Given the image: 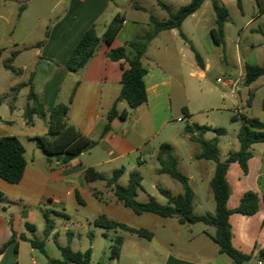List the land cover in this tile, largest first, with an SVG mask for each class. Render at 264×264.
Here are the masks:
<instances>
[{"label":"crops","instance_id":"1","mask_svg":"<svg viewBox=\"0 0 264 264\" xmlns=\"http://www.w3.org/2000/svg\"><path fill=\"white\" fill-rule=\"evenodd\" d=\"M213 1L219 5L225 2H229V4L236 3V0H204L199 9L184 21L189 19L195 21L202 17L205 8L211 6ZM253 1L255 2V0ZM188 3L189 0H178L176 4H171L169 1L163 2L162 0H137V3H130L127 8L138 13L141 16H139V20L127 18L125 13L119 11V6L113 0H66L60 14L41 34V39L35 40L31 45L25 43L24 40H16V42L9 40L12 45L8 44L4 48H0V57L11 46L14 49L11 53V66L14 69L17 68L16 76L18 77V83L15 85L12 83L6 86L0 84V138L5 136L17 138L24 148L23 156L26 162L22 178L17 184H10L0 178V192L4 196L0 202V248L4 247L0 253V264H51L50 260L61 261L62 256L57 244L69 246L72 251L77 252L78 250L71 247L76 238L85 239L90 237L89 239H93L103 235L101 231L103 228L94 225V221L98 217H104L134 229L150 232L152 234L151 239L155 235L151 231V227H149L151 226L150 224L153 225L159 222V225L164 229H176L169 218L160 217L152 213L135 214L130 208L125 207L118 201L113 190L105 181H88L85 179L84 174L87 169H93L95 172L109 178L114 170H122L115 183L126 187L130 172L136 170L141 176V188L137 189L135 200L140 194L146 193L142 186V172L145 169L147 159H154L158 163L157 155L162 144L160 142L164 141L157 142L158 145L155 146H152V143L159 136V131L161 132L169 123L166 118L160 116L162 115L161 111L166 104L170 108L171 97L174 92H180L183 95L186 92V85L183 79L174 75L173 71H171L172 68L169 69V67L181 69L185 66L193 67L195 65L198 77L204 79L211 69V63L208 57L200 56L204 65L203 69L197 65L196 61L193 64L191 54L193 56L194 54L190 46L194 49L195 47L192 44H185L182 48L176 50L175 53L174 41L177 35L179 36L176 29L158 32L148 42L141 58V63L147 71L144 76L145 102L135 109H129L125 101L118 102L116 111H126L127 116L124 120L116 117L108 123L107 113L120 94L121 75L128 68V65L123 59L118 61L111 60L107 53L111 49L125 46V52L128 55L130 49L127 44L135 36H140L150 30L149 19L151 17L157 19L160 16L158 17L160 20H157H165L168 18L169 12L175 13L180 7ZM59 4L60 1L58 0L55 7ZM24 8L25 5L20 7L21 10ZM115 15L123 16L124 19L111 44L99 43L93 56L82 69L78 71L67 70L66 62L84 33L93 27L96 35L100 37ZM0 21L4 24L10 23L7 14L0 15ZM160 37H162L164 42L160 46L155 45V47L157 51L161 50L163 53L158 58L151 59L147 56V49ZM172 48H174V53ZM15 62H18L19 67L13 65ZM244 66L245 64L239 63L238 75L241 78L239 81H244ZM2 67L0 66V74ZM4 69H6L5 66ZM216 80L218 83H223L220 78ZM29 81L30 86H32L34 93L42 104L46 116H48L52 107L58 104H66L68 107L66 116L68 123L74 126L81 135L94 143L88 151L81 153L64 166H55L53 163H48L46 156L36 146L35 139L46 136L47 127L45 121L36 115H33L31 124H27L25 121L24 110L27 105L29 85L23 84H27ZM233 83L239 90L240 86L237 80L228 79V81H224L225 87L232 90L231 84ZM232 92L234 93V90ZM234 97L236 98L235 94ZM183 109H186L188 117L183 114V111H181L182 114L191 121L189 111L186 107H182L181 110ZM236 111L239 113V110ZM176 121L182 122L183 119L178 117ZM107 123L109 128L104 131ZM171 133L166 132V136H164L167 138L163 140L170 143L167 144L171 146L172 150L179 151L182 144L178 141L177 135ZM179 136L182 137L183 134H179ZM186 137L189 139L188 136ZM254 145L262 146L258 153L263 156L264 143ZM253 153H256V151ZM199 154L200 149L194 157L198 159ZM191 159L192 156L187 155L184 162ZM251 159L252 156L248 159L247 166ZM198 161V168L202 171L201 183L205 182L214 200L210 181L214 173L215 163L205 159H198ZM209 162H213L214 167ZM179 164L176 160V168L180 172ZM233 164L237 163H230L225 175L226 181L231 188L226 202V207L229 210H233L239 205L241 197L248 190V187H243L241 183L240 173H243V171L239 167L240 173H237L236 170L231 168ZM158 169L159 166L155 171L157 175H165L159 174L157 172ZM182 175L187 178L188 184L194 183V179L197 176L193 175L191 171L186 173V175ZM260 178L261 172L256 174L254 178L257 212L251 216L233 213L228 217L232 247L242 254L251 256L250 260L243 264H264V260H259L257 257L258 252L264 249V185L259 183ZM154 189L159 193L157 187H154ZM192 193L191 205L193 212L195 194L193 191ZM145 195V202L148 201L149 197L154 198L157 202L159 201L156 196ZM83 212L88 213V217H84V220L82 218L83 222L80 221L82 229L73 231V215L75 213L79 215ZM45 214L48 215V218L53 223L51 231L46 236L44 234ZM214 214L215 209L211 215ZM145 215L152 216L153 223H148L147 227H137L139 225L136 224L141 222ZM244 218L256 219L258 221V230H255V235H251L252 230L249 227L246 233L248 236L236 238L234 226H238L239 223L242 224V219ZM197 223L180 224L190 229ZM202 224L206 226L201 231L204 243H213L211 237L215 235V228ZM91 227L97 229V232L92 234L93 232L90 231ZM105 230H110V237H114V239L116 237L122 238L119 256L126 248L129 239L133 241L134 239H142L120 229ZM60 232L64 233L62 236L65 237V244L61 243ZM36 235H42L43 238L38 239ZM34 238L43 241V250L47 239H52L59 255L47 254L44 250L41 253L42 257L39 258L36 255L37 248H33L29 243V240ZM176 239L175 237L173 241ZM160 242L162 243L161 240ZM171 243L172 241H168L162 245L165 249L162 264H200L191 259L173 255L169 247ZM47 244L49 243L47 242ZM213 244L215 245L214 255H216L214 257L217 258L223 255L218 252L217 245ZM131 246H133L135 252H140L139 244L132 242ZM87 249H90L92 254L93 245L90 241ZM204 250H207V247ZM111 259L115 260L112 256V251ZM227 264L234 263L230 260Z\"/></svg>","mask_w":264,"mask_h":264},{"label":"rangeland","instance_id":"2","mask_svg":"<svg viewBox=\"0 0 264 264\" xmlns=\"http://www.w3.org/2000/svg\"><path fill=\"white\" fill-rule=\"evenodd\" d=\"M58 0H0V15L7 14L10 23L4 24L0 21V48L10 45L9 40H24L25 43L31 45L35 40L41 39V34L44 33L47 27L62 11L66 0H59L60 4L56 6ZM118 6L121 13H125L129 19H139L140 15L133 10L128 9L130 3H137V0H113ZM169 1L171 4H176L178 0H162ZM25 5L24 9H20ZM228 10V16L224 23L225 47L215 46L209 36V30L215 26V13L212 6L205 8L202 17L194 20L184 21L181 26V32L184 39L177 35L174 41L175 53L176 50L182 48L185 44H192L200 56L208 57L211 63V69L206 74L204 79H200L196 73L195 65L193 67L185 66L178 69L169 67L173 74L183 79L186 85L185 94L174 92L171 97L170 108L166 104L162 109V118H166L168 125L159 131V136L152 143V146L162 144H170L163 140L167 137L166 132L177 135L180 145L179 151L172 150L173 156L180 163V172L184 175L193 172L197 175L194 183H189L192 191L195 194L193 200V213L196 215L205 216V214H213L215 202L212 198L208 186L201 183L202 171L199 166V161L194 156L200 149V146L187 139L189 135L185 132L187 124H197L198 126L207 127L208 130L202 135L204 140L217 138V146L221 160H225L229 153L236 152L239 149L237 134L242 125L246 124L243 116L247 119L256 118L264 124V109L262 102L264 100V81L262 78L257 79L253 84L246 86L244 81H239L241 78L238 75V67L241 62L249 65L261 66L264 62V11L259 13L258 7L253 0H241V8L236 7V3L225 2L222 4ZM140 16V17H139ZM157 17V15L155 14ZM17 17H19L17 19ZM160 17V16H158ZM160 20V18H158ZM11 35H13L11 37ZM39 35V36H38ZM11 38V39H10ZM164 40L160 37L153 42L147 49V56L151 59L163 53L157 51L155 45L160 46ZM189 42V43H188ZM12 45V44H11ZM162 48V47H161ZM187 48V47H185ZM14 49L12 46L7 49L0 57V66L3 68L0 74V84L6 86L12 83H18L17 68L15 72L4 69V65L11 58V53ZM174 48H172V52ZM174 53V52H173ZM191 61L195 63L194 56L191 54ZM18 62L13 65L19 67ZM222 79L223 83L217 82L216 79ZM236 81L240 86L234 87V93L231 88L224 85V81ZM234 94L236 98L234 97ZM182 107H186L191 115V121L182 114ZM236 110H239L237 113ZM180 117L182 122H177ZM223 129L224 133L216 134L214 129ZM179 134H183L182 137ZM165 135V136H164ZM157 147V146H156ZM262 148L261 145H254L250 148L252 159L249 160L246 173H240L238 164L231 165L232 169L240 173L241 183L243 187H248L246 191H256L254 178L256 174L261 172L259 183L264 185V154L260 156L258 151ZM201 151V149H200ZM256 153H253L255 152ZM187 155H191L192 159L184 162ZM145 169L142 172V186L145 189V194L156 196L159 203L166 204V199L161 196L154 187H162L169 190L173 195L183 192L182 185L172 180L167 175H157L155 173L158 168L156 160L147 159ZM213 165V162H209ZM153 187V189H151ZM231 189V188H230ZM145 194H140L136 201L145 202ZM72 222L73 231L82 229L84 217H88V213L73 215ZM83 218V220H82ZM152 216L145 215L142 221L137 223V227H147L148 223H153ZM243 218V217H242ZM161 219V218H160ZM162 220V219H161ZM170 222L176 227L164 229L159 225V222L150 224L151 231L155 237L151 240L147 239H132L128 240L126 248L120 254L118 259H111L110 245L114 241V237H110L111 231L101 229L103 235L89 239H75L71 244L72 248L80 252L85 251L89 246V241L93 245L92 254L89 264H162L165 255L163 244L172 241L170 251L173 255H178L186 259H191L200 264H227L230 259L225 255L215 258V245L211 242L204 243V237L201 234L206 226L202 223H197L193 227H186L180 224L175 218H169ZM243 223L234 226L235 237L245 238L248 236L247 229L252 230L251 235H255V230H258V221L256 219H242ZM245 220V221H244ZM92 234L97 232V229L91 227ZM61 235V243L65 244V237ZM38 239H42V235H36ZM177 238L173 241L174 238ZM36 239V238H34ZM162 241V243L160 242ZM47 242L49 244H47ZM132 242H136L140 246V252H135ZM207 247V250H204ZM204 248V249H203ZM44 250L47 254H58L56 246L52 239H47ZM42 252L36 249V255L41 258ZM59 255V254H58Z\"/></svg>","mask_w":264,"mask_h":264},{"label":"trees","instance_id":"3","mask_svg":"<svg viewBox=\"0 0 264 264\" xmlns=\"http://www.w3.org/2000/svg\"><path fill=\"white\" fill-rule=\"evenodd\" d=\"M204 0H189L187 5L180 7L175 13H170L167 19L159 21L154 17L149 19L151 26L147 33L140 36H135L128 44L130 53L127 55L125 46L111 49L107 56L113 60L118 61L123 59L128 68L122 72L120 84V94L107 113V122L118 117L124 120L127 116L126 111L117 112L116 105L120 101H125L129 109H135L143 104L146 100L144 76L147 71L141 63V58L146 50L148 42L155 37L160 31L176 29L179 35L184 39L181 32L182 22L191 14H193ZM259 13L264 11V0H255ZM238 9L241 8V1L236 0ZM212 9L215 13V26L209 32L212 43L218 47H225L224 39V23L228 16V10L223 5L217 2L211 3ZM123 16L115 15L110 23L107 25L103 34L98 37L93 27L87 30L76 46L73 48L67 62L66 68L69 71H78L82 69L89 59L93 56L95 49L99 43L103 42L107 45L111 44L117 35ZM194 54L197 65L203 69L204 65L200 55L190 46ZM12 59L10 58L4 65L6 69L15 72L11 66ZM262 77L264 80V62L261 66L245 64L244 66V85L248 86L255 80ZM29 85L27 94V105L24 110V118L27 124H31L33 115H36L41 120L45 121L47 133L45 137L35 139L36 146L46 156L48 163H53L55 166H64L81 153L88 151L94 143L88 138L80 134V132L67 121L66 104H58L50 110L48 116L42 107L39 99L32 86ZM15 90V89H13ZM264 109V100L262 102ZM183 114L188 117L186 109H183ZM245 120L244 125L241 126L237 139L239 142V149L236 152L229 153L225 160L219 158V151L217 146V138L204 140L202 135L208 130L207 127L198 126L197 124H187L185 132L189 135V139L200 146V154L198 159L211 160L215 163V169L210 181V187L213 192L215 201V214H207L205 216H197L192 212V197L193 193L189 187L188 180L176 168V159L173 156L172 148L168 144H161L159 147L157 160L159 163V174H165L172 180L182 185L183 192L177 195H171L169 191L157 187L159 193L167 199L166 205L159 204L154 198L149 197L146 202H138L135 200L136 191L141 188V176L138 171L130 172L128 185L126 187L116 184L117 178L121 175L122 170H114L108 178L103 174L95 172L93 169L85 171V179L101 180L111 187L114 195L125 207L130 208L135 214L152 213L164 218L175 217L180 223L194 224L202 222L206 225L215 228V235L211 237L213 243L218 247V252L227 256L234 264H243L250 260L251 256L242 254L231 245V230L228 223L229 215L233 213L251 216L257 212V195L254 192L247 191L241 197L239 205L229 210L226 207L227 199L230 195V187L226 181L225 175L230 163H237L241 170L247 172V161L251 158L252 153L250 148L254 144L264 143V124L256 118ZM108 123L104 127V131L109 128ZM216 134L224 133L223 129H214ZM24 148L17 138L13 136H5L0 138V178L10 184H17L23 175L25 169ZM4 196L0 192V202ZM264 204V195H263ZM264 224V219H263ZM94 225L103 229H120L122 231L136 235L144 239H151L152 234L142 229H134L125 224H121L104 217H98L94 221ZM53 227L52 221L45 214V236L51 231ZM33 248L44 252L43 241L37 239L29 240ZM122 238L116 237L111 246L112 256L117 259L119 256ZM57 247L61 253L62 260H50L51 264H89L90 249L84 252H74L69 246ZM0 248V253L3 251ZM258 259L264 260V249L258 252Z\"/></svg>","mask_w":264,"mask_h":264},{"label":"built area","instance_id":"4","mask_svg":"<svg viewBox=\"0 0 264 264\" xmlns=\"http://www.w3.org/2000/svg\"><path fill=\"white\" fill-rule=\"evenodd\" d=\"M232 85V88L234 89V87L236 86L234 83L233 84H231Z\"/></svg>","mask_w":264,"mask_h":264}]
</instances>
